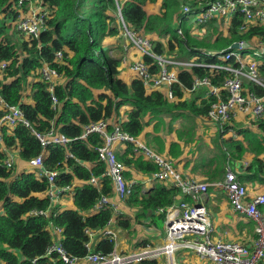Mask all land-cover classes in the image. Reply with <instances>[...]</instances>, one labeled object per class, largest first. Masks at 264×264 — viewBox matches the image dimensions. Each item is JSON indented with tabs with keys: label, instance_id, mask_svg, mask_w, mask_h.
<instances>
[{
	"label": "trees",
	"instance_id": "trees-1",
	"mask_svg": "<svg viewBox=\"0 0 264 264\" xmlns=\"http://www.w3.org/2000/svg\"><path fill=\"white\" fill-rule=\"evenodd\" d=\"M50 9L51 17L47 28L37 39L21 37L11 24L17 18L16 4L18 0H0V62L6 67L0 78V94L4 101L19 106L30 122L39 131L55 127L71 141L67 146L48 145L44 148L43 163L49 170L57 171L55 183L67 185L74 183L72 197L73 208L59 209L58 204L51 206L50 220L63 228L62 244L66 252L73 256L86 253L85 229L98 230L102 228L111 216L109 208L91 213V208L101 194L112 190L109 178L104 174L105 165L99 161L95 147L101 142L96 133L82 138L83 127L92 121L111 118L118 114L121 107L131 106L127 111L126 120L121 127L133 136H139L150 121L155 120L151 144L160 152L165 150V141L160 134V126H164V118L176 119L182 116L190 122L194 116L205 115L209 103L202 100L196 104L197 96L190 99L169 102L158 91L147 92L142 82L133 78L125 82L119 77V59L111 56L102 45L106 36H114L121 31L119 16L124 23L137 31H142L153 38H163L161 42L170 49L175 42L179 52L184 55H195L207 62L216 61V57L201 52L207 50H223L227 52L228 45L235 41L258 36L264 40V25L251 26L240 35L238 27L240 15H236L227 33L219 31L217 25H211L212 36L195 40L187 35L181 39L176 34L174 24L182 0H44ZM160 1L157 13H147L146 4ZM118 15V16H117ZM19 33L20 40L13 35ZM162 44H157L155 50L160 51ZM62 50L64 63L53 62L54 53ZM168 51H170L167 48ZM146 61H149L144 56ZM47 62L62 76L53 94L57 99L54 104L45 82L36 78V71ZM233 62V59L230 60ZM237 65V64H235ZM264 75V62L260 65ZM208 69L194 66L192 73L183 71L179 79L183 86L189 87L192 75H208ZM220 72L212 79L215 83L224 77ZM30 86V93H26ZM258 94L264 93V88L249 85ZM98 90V91H97ZM96 91V92H95ZM174 93L182 97V90L174 86ZM30 96L32 103L24 101ZM213 100V99H212ZM187 112V113H186ZM2 111L0 110V117ZM145 117H150L145 121ZM257 131L250 126L235 129L240 139L222 137L218 133L214 143L219 150L218 158L223 161L239 160L245 152L254 156L238 173L241 182L258 181L264 185V118L254 123ZM228 130V127L224 132ZM178 140L184 143L195 139V126H182L176 130ZM196 141V140H194ZM3 142L8 149H18V158L24 162L38 155L42 147L30 128L19 123L12 130L3 129ZM197 142V141H196ZM131 144H127L123 153H117L119 160L124 162L127 170L124 172L130 179L133 172L141 174L153 173L157 167L141 155H136ZM167 154L176 158L182 154L178 141H171ZM5 151L0 149V262L4 264H31L30 259L37 257L44 261L45 251L51 243L47 228L49 219L43 216H30L32 209H46L49 199L42 194L46 187L45 177H37L32 170L16 171L14 166L8 169L3 164ZM212 160L198 159L191 170L210 165ZM225 170L215 167L206 171V181L221 177ZM91 177L99 178L100 188L89 182ZM78 181L79 183H76ZM179 189L163 182H155L146 190L137 182L131 188V194L124 202L135 211L132 215L120 216L119 226L134 231L132 223L153 226V236L164 235L165 212H156L158 208H166L174 201ZM183 199L190 200L184 196ZM147 221L149 223H147ZM157 232V233H156ZM152 242L142 239L134 247ZM110 244L100 239L96 249L108 250ZM142 264H155V261H144Z\"/></svg>",
	"mask_w": 264,
	"mask_h": 264
},
{
	"label": "built area",
	"instance_id": "built-area-1",
	"mask_svg": "<svg viewBox=\"0 0 264 264\" xmlns=\"http://www.w3.org/2000/svg\"><path fill=\"white\" fill-rule=\"evenodd\" d=\"M15 7L18 15L11 24L26 38L37 39L47 28V21L51 17L52 10L48 4L44 0H18ZM236 15L241 17L238 27L240 35L245 34L251 26L264 25V0H182L174 28L181 39L185 38L188 32L191 38L201 40L213 37L212 24L217 25L221 33H227ZM119 24L120 32L129 45L132 44L141 51V59L134 60L129 68L133 78L139 79L146 90L159 91L165 99L176 100L175 85L184 93L205 88L209 109L202 117L219 132L231 126L233 122L254 125L256 121L264 118V93L258 94L249 88V85L264 88V75L260 69L264 62L262 38L254 36L235 41L239 43V47L231 48L230 44L226 48L227 52H224V49L217 51L201 48V52L216 57V61L207 62L198 56L182 58L175 42L174 47L170 49L161 42L163 38L155 39L131 26L128 27L120 16ZM159 43L164 45L163 51L155 50ZM144 56L149 61H146ZM64 58L63 51L57 50L53 62L64 63ZM231 59L233 62H230ZM194 66L208 69V75L193 74L191 85L185 88L179 74L183 71L192 73ZM5 67L6 63L1 61L0 78ZM220 72L225 73L224 77L215 83L212 78ZM35 79L46 83L52 102L57 104L53 91L54 87L62 82V76L56 69L44 62L36 71ZM0 110V149L5 151L3 164L6 168L14 167L17 155L14 149H8L4 145V128L10 131L21 123L30 128L42 147V151L26 163L27 168L34 171L37 177H45L47 187L40 195L47 197L50 205L46 209H32L28 214L49 219L47 228L51 243L43 255L45 260L39 261L34 257L30 259L31 264H142L144 261H155V264H186L176 260L175 254L180 249H190L206 264H264V191L250 192L248 184L241 182L238 172L230 166L225 168L220 179L214 181L184 175L177 169L172 158L143 143L138 136L124 131L121 127L124 118L121 117H117L114 122H111L110 118L92 121L83 127L82 138L91 133H96L101 138L95 150L99 161L105 165L104 174L112 186L110 193L98 197L91 213L109 208L111 216L102 228L85 229L87 251L84 255H69L62 244L63 228L55 225L50 218L51 206L65 198L72 199L74 183L57 185V171L44 166L43 155L44 148L48 145L67 146L71 138L60 133L55 127L45 131L35 129L25 118L23 110L4 101L1 94ZM127 144L132 145L136 155H141L156 165L157 169L147 176L149 181L163 182L179 189L171 205L156 210L165 212L162 238L132 249L125 244L127 230L117 223V219L124 213L118 203L112 200L116 198L124 201L131 194L132 185L136 182L134 178H126L124 172L127 167L116 154L119 145L124 147ZM89 182L100 188L99 178L91 177ZM210 188L224 194L232 211L253 222L254 237L250 245L220 236L212 238L214 226L210 212L203 204V198ZM184 196L190 200L183 199ZM100 239H103L105 244H110V249H96L95 245Z\"/></svg>",
	"mask_w": 264,
	"mask_h": 264
},
{
	"label": "crops",
	"instance_id": "crops-1",
	"mask_svg": "<svg viewBox=\"0 0 264 264\" xmlns=\"http://www.w3.org/2000/svg\"><path fill=\"white\" fill-rule=\"evenodd\" d=\"M144 9L147 13H157L158 12V10L154 12L153 8H150V10H147L144 7ZM21 36H23V35L21 34ZM15 37L19 38V34ZM101 43L108 50V52L111 56L119 59V62H120L119 67H118L119 77L127 83L132 81L133 80V74H132L129 66L134 61V57H135L134 50H131V46L129 45L128 41L124 38V36L121 34V32H119V34L114 35V36H106V37L102 38ZM163 50H164V46H162V49L160 51H163ZM178 53L180 56H182L181 53L179 52V49H178ZM128 55L134 56L133 59L131 60ZM29 88H30V86L28 84V90L26 91V93H28V94L30 93ZM205 90L206 89L203 87L199 88L198 90H196L192 93H184L182 90V97L181 98L176 96L177 97L176 100H168V99H166V100H168L169 102H177L178 100L190 99L192 97L197 96V99L195 100V102H196V104L200 105L202 100H206ZM146 91L151 92L149 90H146ZM24 101L32 103L30 96L29 97L25 96ZM124 108L128 111L131 108V106H125L124 105L123 109ZM122 110L121 111L119 110L118 114H113L109 120L111 122H114L117 119V117H121V118H124V120H126L127 111L125 110L123 112ZM202 116H204V115H202ZM202 116L201 115L197 116V117L194 116L195 125L194 124L193 125L195 126V139L193 138L192 142L184 143L183 140H178L177 136H176V131H175V138L171 139L169 141H167L166 138L160 133L161 136L164 138V141H165V150L163 152H160L157 149V147H155L154 144H151V138H152V134H153L152 133L153 132V125L155 123V120L150 121L149 124H147L144 127L143 132L138 136V138L143 143L154 147L159 153H163L167 156H169V155L167 154L166 149H168L169 143L171 141H178L181 148H182V154L176 158H172L169 156L170 158H172L174 160L177 169L181 173H183L184 175L191 176V177H194V178L199 179V180H206V178H207L206 171H212L215 167H219V166L222 167V164H223L221 158H218V156H217L218 149H215V148H217L216 145L214 143H212V142H214V139H216L217 134L218 133H224V134H221L222 137H225V138L233 137L235 139H240V136L238 134V131H236L235 128H230L226 132H224L225 130H223L222 132L215 130V127L212 124L206 123ZM178 117H180V116H178ZM167 118H170V117L164 118V121ZM176 119L170 118L169 123L173 124V122ZM149 120H150V117H145V121H149ZM236 121H239V120H236ZM198 122L200 123L201 128H196V126H198ZM235 123H242V122L239 121V122H235ZM239 126L245 127L244 125H239ZM251 128L253 131H257V129L254 125H252ZM146 135L150 136L149 142L146 141V139H145ZM194 140H196L197 142ZM200 144H203L202 146L206 147L207 149L202 150L203 147L199 148ZM126 146L122 147L119 145V147H117L116 154L117 153H123ZM14 151L16 152V155H17V157L15 159V165H14V166H16L15 170L18 172L21 170H29L27 168L28 167L27 163L18 158L19 157L18 156V149H14ZM253 156L254 155L252 153L245 152L241 159L235 160V159H232L231 155H229L228 157L230 158V163L233 164V166H230V167L232 169H234L235 171H237L238 173H241L242 169L244 167H246V165L251 161ZM208 157L210 158V160H212L210 165L199 168L195 171L191 170L192 166L194 165V163L196 161H198V159H207ZM242 165H243V167H242ZM224 172H225V170H224ZM224 172H223V174H224ZM223 174L221 175V177L223 176ZM148 175L147 174L144 175V174H141L139 172H133L132 177L128 180H131L134 178V180L136 182L133 184H136L137 182H139L142 185V189L146 190L155 183V181H149L148 180V178H147ZM221 177L218 178V176H216L214 178V180L220 179ZM214 180H212V181H214ZM75 182L79 183L78 181H75ZM246 183L248 184V188H249L250 192L263 191V187L261 186L262 184L258 183V181L257 182L252 181V182H246ZM112 200L118 203V205H119L120 209L123 211V213L124 212L127 213L126 217L127 216L129 217L130 215H132V212L135 211V208L130 207L124 201H120L116 198H112ZM203 204L206 206V208L210 212L211 221L213 223L214 228H215V224H214L215 222L220 227V230L218 229L219 230L218 236H220L223 239L237 240L240 242H245L249 245L252 243V240L254 237L253 236V222L250 219H248L247 217L232 211L226 197L224 196V194L222 192L213 191L210 188L208 193L203 198ZM58 206H59L58 208L60 210H61V208H65V209L66 208H73L74 207L73 206V200L71 198H65L62 200V202L58 203ZM1 209L2 208H1V204H0V211H1ZM147 223H149V222L147 221ZM248 228L251 229L249 232H248ZM132 229L136 231V235L140 237V240H142V239H148L150 241L157 240V238L154 239V236H153V234L155 233L153 226L140 225L138 223H132ZM158 238H162V237H158ZM125 242H126L125 244L127 245V247L130 249H132L134 247V244L137 242V241H133V239H129L128 230H127L126 235H125ZM0 264H2V262H0Z\"/></svg>",
	"mask_w": 264,
	"mask_h": 264
},
{
	"label": "rangeland",
	"instance_id": "rangeland-1",
	"mask_svg": "<svg viewBox=\"0 0 264 264\" xmlns=\"http://www.w3.org/2000/svg\"><path fill=\"white\" fill-rule=\"evenodd\" d=\"M159 6H160V1H157L155 3L147 4L145 6V8L147 10H150V8H153V11L155 12V11L159 10ZM18 34H17V32L13 31V35L14 36H17ZM20 35H19V38H18L19 40H20ZM21 37H23V36H21ZM131 50H134V55H135V57L128 55L131 60L133 59V57H134V60L141 59V51L138 48H136L134 45L131 44ZM194 56L195 55H191V56L190 55H184V56H181V57L184 58V59H189V58H192ZM122 109H123V107H121L120 111ZM125 110L126 109L124 108L122 111L124 112ZM169 122H170V118H167V119H165L164 126H162V125L160 126V133L166 138L167 141L175 138L176 129H178V128L182 127V126H184V127L185 126H189L190 124H192V125L194 124L195 125L194 120L190 122L188 119H185L182 116L178 117L173 122V124H171ZM239 125L250 126V127L252 126L251 123H243V122L242 123H235V122H233V124L231 126H229L228 128H236ZM196 128H201L199 122H198V126H196ZM145 139H146V141L149 142L150 141V136L146 135ZM202 145L203 144H200L199 148L200 147L202 148L203 147ZM206 149H207L206 147H203L202 150H206ZM215 149H217V148H215ZM218 155H219V150H218L217 156ZM223 166L224 167L233 166V164L230 163V161H227V159H226V161H223ZM242 167H243V165H242ZM261 186L263 187V191H264V186L263 185H261ZM61 209H63V208H61ZM126 215H127V213L124 212V216H126ZM214 224H215V228H214V231L212 233V238L213 239L218 236L219 230H220V227L218 226V224H216V222ZM250 230L251 229L248 228V232ZM158 237H159L158 235H155L154 239H156V238L159 239ZM129 239H133V241H139L140 237L136 235V231L134 230V231L129 233ZM175 256H176V260H177L178 263L184 262L186 264H206L197 255H195L192 251H190V249H180V250H178L176 252ZM161 262H163V260H161Z\"/></svg>",
	"mask_w": 264,
	"mask_h": 264
},
{
	"label": "water",
	"instance_id": "water-1",
	"mask_svg": "<svg viewBox=\"0 0 264 264\" xmlns=\"http://www.w3.org/2000/svg\"><path fill=\"white\" fill-rule=\"evenodd\" d=\"M245 45L243 44V47H244ZM237 47H239V43L238 42H233L232 44H231V48H237Z\"/></svg>",
	"mask_w": 264,
	"mask_h": 264
}]
</instances>
